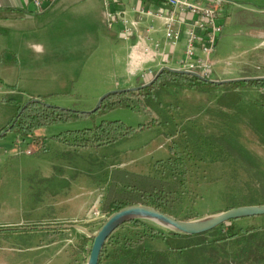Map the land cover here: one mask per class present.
<instances>
[{"label": "rangeland", "instance_id": "rangeland-1", "mask_svg": "<svg viewBox=\"0 0 264 264\" xmlns=\"http://www.w3.org/2000/svg\"><path fill=\"white\" fill-rule=\"evenodd\" d=\"M224 1L222 17L218 21L224 30L218 40L216 56L224 63L230 61L223 64L229 71L226 74L215 71L211 80L264 77V0ZM52 6L45 5V13L40 14L32 5L17 22L9 24L8 29H0V35L5 37L0 39V66L15 63L17 67L13 82L3 81L17 89L16 100L20 105L34 99L61 109L92 111L100 98L110 92L108 86L114 85L120 75L126 74L123 60L135 41H125L122 29L114 30L119 33L118 37L110 39L108 46L103 44L106 41L103 38H92L97 32L100 37L103 36L109 29L105 19L102 22L104 8L99 7L97 0H59ZM250 23H256V26ZM156 27L161 32L153 34V38L164 48V31L159 25ZM252 34H256V39ZM99 42L101 47L98 46ZM39 45L44 51L39 49ZM5 48L18 56L9 51L4 53ZM181 52L179 46L173 55L178 57ZM147 67H153L157 72L161 70L157 64H148ZM4 74L8 76L9 72H3ZM131 81L134 87L143 84L139 77L131 76ZM115 90L124 89L112 91ZM227 91L225 87L192 89L168 84L155 91L156 102L143 103L138 98H129L126 100L132 108L115 107L100 111L88 119L41 128L36 134L40 137L53 136L68 129L91 128L102 121H121L134 129H138L140 125L149 126L145 133L139 132L135 139L127 142L133 149L130 152L139 159L151 160L142 167L150 176L179 181L181 193L169 214L179 220L196 221L248 203L264 205L255 172L259 170L264 174V145L260 143L247 117L230 108L218 106V99L225 96ZM238 94L247 104L256 101L260 91L249 88ZM19 113L16 112L15 118ZM146 137L148 144L141 145V140ZM216 137L228 138L245 154L254 168H246L241 162L209 145ZM156 140L162 142L158 143L157 148ZM123 147L125 146L114 144L109 149L102 147L99 152L100 169H95L96 173L92 178L100 192L118 170L113 166L118 167L124 160H129L126 153L130 152L123 150ZM91 151H78L81 153L78 159L86 164L94 154L89 153ZM139 169L136 167V170ZM86 170L94 172L87 166ZM37 194L34 201L37 210L33 214H22L21 218L28 221L23 226L28 228L35 221L44 219L45 214L48 217L45 209L49 210L47 205L51 201L49 206L54 207L51 209L53 214L45 224H36L30 231L20 232L17 228L1 227V264L4 259L13 260L14 257L27 263L31 261V264H87L92 238L64 227L81 224L60 222L54 211L57 205L55 196L44 198V192L39 186ZM96 201L95 199V203L91 204L81 225L91 233L97 232L109 217L102 211V203L97 204ZM28 207L32 210L33 205L26 203L25 208ZM242 222L247 221L233 225L226 223L204 237L181 240L182 245L194 248L199 244L205 245L206 242L225 238L206 248L218 250L222 263L264 264V248L261 249L263 257L258 263H247L245 257L239 259L247 239L244 236H233L240 229L248 228ZM255 222L257 230L253 233L254 243L264 244V216L258 217ZM42 226H47V229L41 228ZM171 232L173 230L168 227L150 220L129 222L115 231L107 241L101 264H113L115 254L122 250L126 241L140 236L144 238L145 247L160 246L164 248L162 253H168L169 249L162 236H170ZM152 234L158 237L152 238ZM195 250L172 256L175 264H212L210 250ZM42 253L44 256H41ZM60 254H63V258Z\"/></svg>", "mask_w": 264, "mask_h": 264}, {"label": "crops", "instance_id": "crops-1", "mask_svg": "<svg viewBox=\"0 0 264 264\" xmlns=\"http://www.w3.org/2000/svg\"><path fill=\"white\" fill-rule=\"evenodd\" d=\"M58 1L59 0H56L53 3L45 2L44 6H54ZM80 1L88 2L90 0ZM97 1L99 3V7L101 6L104 8L102 22H104L105 19V22L107 24L105 7L106 0ZM32 5L33 7H35L32 0H0V29H8V25L13 22H17V20L20 19V17L23 16L24 13H27V11L30 10ZM44 6L43 11L39 12L40 14L45 13L47 8H45ZM159 6H161V4H159V2H157L156 0H121L119 3L113 4V6H111V10L125 11L130 20L135 21L137 20V15L132 11L133 8L151 7L153 9H157ZM27 17L28 19H30L29 16ZM150 23V20H146L141 25V30H144L145 27ZM228 23L230 22L228 21ZM155 25H159L161 27V23L159 22H155ZM250 25L256 26V23H250ZM122 28L123 26L121 25V23L117 22L111 29H108V32H104L103 36L100 37L97 32V35H93L92 38H103L104 41L106 40L103 44L108 46L110 39H116L118 37L119 33L117 34V32L114 30L118 29V31H120V29ZM159 32H161V29L159 30ZM252 35L253 38L256 39V34ZM1 38L5 37L0 35V39ZM133 41H135V43L130 46V50L123 60L126 74L120 75V77L116 79L114 85H109L107 88L108 91H112L114 89L133 88L135 85H133L131 81V76L137 77L134 73L138 68L145 67L148 64H152V57L146 56L142 53L139 41L136 39H134ZM98 46L101 47L100 42L98 43ZM38 47L40 50L44 51L42 46L39 45ZM7 51L12 53L14 56H18L17 53L8 48L3 49L4 53ZM181 51L182 52L178 57H175L173 55L172 61L169 64L170 68L175 69L178 67V62L184 54L183 45H181ZM118 54L119 52H117V55ZM215 60L217 64L216 72L219 74H226L229 70L228 67H223V64H226L230 61L227 60V62L224 63L218 56H216ZM172 64H176V66H173ZM15 65V63H5L0 66V86L2 88V91L0 93V131L6 128L14 120L15 114L19 111L20 107V104L16 100L17 89L12 85H9V83H5V81H3L8 80L10 83L13 82L17 70V67ZM3 72H9V75L6 76L4 74L6 76L5 77L3 75ZM37 132L38 130L30 136H24L15 131L9 130L5 132L2 137H0V228H17L20 232L30 231L31 229H33L34 225L45 224L50 219H48V217L53 214V210L51 209L54 208L53 206H49V204H52V201L48 202L49 204L47 205V207L49 210H47V208L45 209V211L49 215L48 217L45 214L44 219L35 221L31 225H29L28 228H25L23 226V223L28 221L21 218L22 214H33L34 211L37 210L34 201L38 195V186L44 192V198L49 199L53 196L57 198V205L55 206L54 211L57 213L56 215L58 216L60 222H76L83 225V219L85 218L91 204L95 203V199L97 200V204L102 203V206L104 204L107 193V186L100 192L94 184L92 176L95 175L96 170L100 169L99 152L103 148L109 149V147H111L112 145L104 146L103 148L70 147L53 139L54 136H57L63 132L55 134L53 136L51 134L44 137L38 136L36 134ZM143 133L145 132L143 131ZM140 134L142 135V133ZM136 136L138 135H135L128 140L120 141L116 143V145H124L125 147H123V150H126V152H130L133 149L127 144V142L135 139ZM147 141V137L142 139L141 145H147ZM151 142H153V140H151ZM156 142L157 146L155 148H157L159 144L162 143H159L158 140H156ZM28 150H30L33 154H27ZM84 150H92L89 153H94L92 154V159H88L86 164L82 163V160L78 159V157L81 156V153H79L78 151ZM126 156H128L126 158H129V160H124L122 165L118 167L113 166V168L139 175L150 176L148 173L142 170V167L151 160H148L147 158H144L143 160L139 159L135 157V154H133L132 152L126 153ZM73 160L75 161L73 162ZM79 162L81 164H79ZM86 166L88 169H92V171L94 172L90 173L89 170L87 171ZM136 167H139L140 169L136 170ZM54 188L56 189L55 192L53 191ZM26 203H28V205H33L32 210L29 207L27 209L25 208ZM256 219H258V217L246 218L228 223L230 225H233V223L247 221L242 223L247 225L249 228L256 226ZM41 228L47 229V226H42ZM44 231L47 232L46 230ZM76 232L83 235L79 230H76ZM165 246L167 249H169L167 243ZM148 249L156 250L159 252L164 251V248L160 246L148 245ZM46 254L48 255L49 253ZM60 255L61 258H63V254ZM41 256H44V253H42ZM49 256L51 255L49 254ZM11 263L31 264V261L27 263L25 260H20L19 258L15 257L13 258V260H3V264Z\"/></svg>", "mask_w": 264, "mask_h": 264}, {"label": "trees", "instance_id": "trees-1", "mask_svg": "<svg viewBox=\"0 0 264 264\" xmlns=\"http://www.w3.org/2000/svg\"><path fill=\"white\" fill-rule=\"evenodd\" d=\"M144 84L145 83L140 86ZM168 84L189 87L192 89L225 87L228 91L225 96L218 99V106L220 108H230L247 117L251 127L259 137L260 143L264 145V80L233 82L219 86L206 81H201L189 75L175 74L165 70L150 87H146L138 92H121L109 96L103 102L102 107L95 113L113 109L115 107L132 108L129 101L126 100L129 98H138L143 103L145 101L150 103L156 102L157 98L155 91L167 87ZM249 88L259 90L260 94L256 101L246 104L238 92ZM19 112L21 113H19L6 128L1 130L0 134L7 132V129L11 128V131H15L24 136H30L35 131L44 127L72 123L88 119L94 115L87 112L48 106L43 103V101H35L34 99H32L30 103L20 105ZM148 127L149 126L147 125H140L138 129H134L126 126L121 121H102L99 125H94L91 128L65 131L54 136L53 139L70 147L99 148L128 140L137 133L147 130ZM209 145L215 146V148L221 150L223 153H226L236 161L241 162L246 168H254V165L250 163L245 154L242 153L228 138H213ZM255 172L256 180L260 186L262 197L264 198V174L259 170H255ZM180 193L181 187L177 180L170 181L155 176L139 175L118 169L112 174L111 179L107 184V193L102 206V211L110 216L126 206L145 205L152 206L169 214L174 208ZM249 205H254V203H248L246 206ZM139 222H141V220L131 221V223ZM256 230L255 227H249L245 230L240 229L233 236H244L243 238L247 239L246 247L239 254V259H244L245 257L247 263L252 261V263H258L260 262V258L263 257L260 252L261 249L264 248V244L260 242L254 243L255 235L253 233H255ZM206 234L191 236L173 231L170 233V236H162L168 244V253L148 249L145 247L143 236H140L136 239L126 241L122 250L115 254L113 264H175L176 261L173 260L172 256L179 255L184 251L192 249H196L195 251L201 250L203 252L210 250V260H212V264H225L219 260L220 252L218 250L214 248L206 249L207 247H212L211 243H220L221 241H224L225 238L217 239L211 243L206 242L205 245L199 244L194 248L182 245L181 240H190L194 237H204ZM151 237L156 238L158 235L152 234ZM105 247L106 246L103 248L101 257L105 252ZM240 264H244V262H241Z\"/></svg>", "mask_w": 264, "mask_h": 264}, {"label": "built area", "instance_id": "built-area-1", "mask_svg": "<svg viewBox=\"0 0 264 264\" xmlns=\"http://www.w3.org/2000/svg\"><path fill=\"white\" fill-rule=\"evenodd\" d=\"M56 0H33L39 12L43 11L45 2ZM121 0H106V21L108 28L117 22L123 26V39L139 41L142 53L152 57V64L158 68H167L172 61L173 52L183 45L184 54L175 69L198 73L206 79L216 71V53L218 40L223 34V26L218 23L222 17L224 0H156L161 4L157 9L151 7L133 8L137 20L133 21L125 11L111 10L113 4ZM151 23L141 30V25ZM155 22L161 23L166 43L155 41L153 34L159 32ZM160 60V62H158ZM157 70L153 67H140L134 73L143 83L153 79ZM150 80V81H148ZM2 88L0 86V93ZM27 154H33L30 150Z\"/></svg>", "mask_w": 264, "mask_h": 264}, {"label": "water", "instance_id": "water-1", "mask_svg": "<svg viewBox=\"0 0 264 264\" xmlns=\"http://www.w3.org/2000/svg\"><path fill=\"white\" fill-rule=\"evenodd\" d=\"M169 71L175 74H183L195 77L201 81H206L211 84H216L219 86L230 84L233 82H251V81H260L264 80V77H253V78H240V79H230V80H208L201 76L198 73L182 71L174 68H163L159 70L156 76L147 84L142 86L128 88L124 90H115L110 91L103 95L95 109L87 113L94 114L97 110L102 107L103 102L111 95L118 94L121 92H138L146 87H150L157 80V78L164 72ZM40 101V100H35ZM30 103V102H28ZM21 113V112H20ZM11 130L8 128L7 131ZM5 134L3 132L0 134L2 137ZM264 216V205H249V206H240L232 208L223 212H220L215 215H211L196 221H183L179 220L168 213H164L152 206L145 205H130L120 209L117 212L111 214L101 225L99 230L95 233H91L83 226L78 225H68L65 226L68 229L79 230L82 233L86 234L88 237L92 238L93 245L91 248V253L87 264H100L101 254L103 248L109 238L123 225L134 221V220H150L156 223H159L169 229L179 232L186 235L197 236L206 234L214 231L215 229L221 227L222 225L236 220L260 217Z\"/></svg>", "mask_w": 264, "mask_h": 264}]
</instances>
